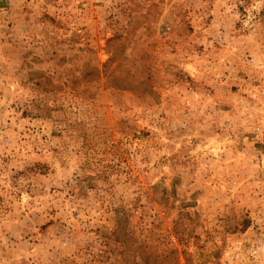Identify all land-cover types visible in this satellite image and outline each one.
Masks as SVG:
<instances>
[{"label":"rangeland","instance_id":"374dc122","mask_svg":"<svg viewBox=\"0 0 264 264\" xmlns=\"http://www.w3.org/2000/svg\"><path fill=\"white\" fill-rule=\"evenodd\" d=\"M264 225V0H0V264H189Z\"/></svg>","mask_w":264,"mask_h":264},{"label":"built area","instance_id":"2783aa9c","mask_svg":"<svg viewBox=\"0 0 264 264\" xmlns=\"http://www.w3.org/2000/svg\"><path fill=\"white\" fill-rule=\"evenodd\" d=\"M189 264H264V225H252L230 236L217 260H195Z\"/></svg>","mask_w":264,"mask_h":264}]
</instances>
